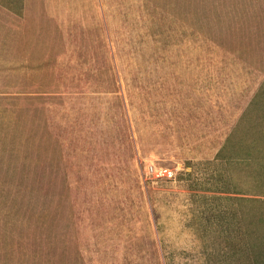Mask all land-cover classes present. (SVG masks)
Masks as SVG:
<instances>
[{
  "label": "rangeland",
  "instance_id": "1",
  "mask_svg": "<svg viewBox=\"0 0 264 264\" xmlns=\"http://www.w3.org/2000/svg\"><path fill=\"white\" fill-rule=\"evenodd\" d=\"M0 264H264V0H0Z\"/></svg>",
  "mask_w": 264,
  "mask_h": 264
},
{
  "label": "built area",
  "instance_id": "2",
  "mask_svg": "<svg viewBox=\"0 0 264 264\" xmlns=\"http://www.w3.org/2000/svg\"><path fill=\"white\" fill-rule=\"evenodd\" d=\"M145 176L148 180L156 183L162 180H167L170 182L176 181V172L162 167H155L153 165H149L145 168Z\"/></svg>",
  "mask_w": 264,
  "mask_h": 264
},
{
  "label": "trees",
  "instance_id": "3",
  "mask_svg": "<svg viewBox=\"0 0 264 264\" xmlns=\"http://www.w3.org/2000/svg\"><path fill=\"white\" fill-rule=\"evenodd\" d=\"M254 260H256V257H254Z\"/></svg>",
  "mask_w": 264,
  "mask_h": 264
}]
</instances>
